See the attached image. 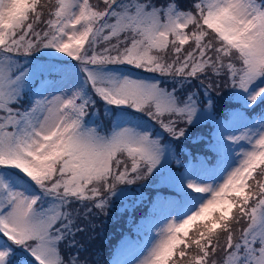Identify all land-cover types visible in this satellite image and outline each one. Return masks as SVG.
Here are the masks:
<instances>
[{"label":"snow or ice","instance_id":"obj_1","mask_svg":"<svg viewBox=\"0 0 264 264\" xmlns=\"http://www.w3.org/2000/svg\"><path fill=\"white\" fill-rule=\"evenodd\" d=\"M220 80L240 107L217 117ZM258 105L264 0H0V264H81L60 250L82 230L69 205L103 210L154 172L177 200L130 264H264V114H243ZM206 120L216 160L173 177V142Z\"/></svg>","mask_w":264,"mask_h":264},{"label":"trees","instance_id":"obj_2","mask_svg":"<svg viewBox=\"0 0 264 264\" xmlns=\"http://www.w3.org/2000/svg\"><path fill=\"white\" fill-rule=\"evenodd\" d=\"M164 2L165 0H153V3L156 4H162ZM176 2L180 8L187 10L191 8L193 0H176ZM198 83L199 82H194V84ZM205 83H207V81H205ZM217 84L218 86L212 88L211 96L214 105L213 110L217 117H221L234 111L239 104L228 95L230 89L224 86L222 80L217 81ZM204 99H207V97H204ZM248 112L250 115L256 114L259 116L264 112V105H258L255 109H249ZM215 126L216 125L213 121L206 120L203 124L191 129L192 136L190 138L173 142L175 155L172 159V163L174 165V173L177 171L178 174V168L181 167L182 169L189 159L197 160L202 155L209 157V154H211L210 158H216V155L209 152V150L212 149L211 138ZM164 134L166 141L170 139L167 137L166 133ZM141 182L142 181L133 184L132 187L131 185L129 186L131 194L129 193L123 196V198L115 199L116 202H114V208L111 210L112 214L104 212L102 215L93 217V219H96L95 223H97V227H94L90 231V236L88 238H75L74 247H68L67 241H63L60 249L62 255H64L65 258L70 254L75 255L80 262L84 261L86 264H94L96 263L94 262L95 253L102 248V250L105 251V264H107L113 255L117 244L116 242L119 240V235L124 234L125 232H130L132 235L137 230V225L140 226L142 224V217H144L146 212L148 213L149 211L147 210L148 205L150 204L148 201L153 198L152 196L158 192L165 195H173L175 193L171 184L165 181H163L159 188L155 189H151L148 185H145L144 188H142L140 184ZM139 189H145L149 193L145 199L142 198L143 201L141 200V195L143 194L140 193L144 192L138 191ZM139 205L141 206L142 211L137 207ZM119 209L122 211L120 216H117L118 218L115 217L116 215L112 216L115 214L113 212ZM126 214H129V216L123 220ZM217 258L222 259V255L220 256V253H218Z\"/></svg>","mask_w":264,"mask_h":264},{"label":"rangeland","instance_id":"obj_3","mask_svg":"<svg viewBox=\"0 0 264 264\" xmlns=\"http://www.w3.org/2000/svg\"><path fill=\"white\" fill-rule=\"evenodd\" d=\"M132 74L134 76H150L153 74H147V73H142L138 70H132ZM163 79V78H160ZM170 83L167 82L165 83V86H168V84ZM39 86L38 82H37V87ZM31 95L26 93L24 95L23 100L21 101L19 107L21 108H28L29 105L31 104ZM26 104V105H25ZM25 105V106H24ZM238 106V105H237ZM13 107H16V105H13ZM98 108H101V112H102V105L100 103L97 104ZM240 105L237 107L239 108ZM248 109L244 111V115L249 119H258L259 116L258 115H250L249 113H247ZM264 114V112L262 113ZM86 122H88L89 124H96V125H102L105 130L107 129L108 126V121L107 120H103L101 119H94V118H90V117H86ZM149 127L152 128V131L154 133H158L161 134L163 136H165V134L163 133L162 129H160L159 125H149ZM217 139V128L215 131H213V135L211 138V144L213 145L216 142ZM209 152H212L214 155H217V153L215 152V150L212 149L209 150ZM211 154H209V157H206L205 155L200 156V158L197 159L198 160H207L210 161ZM190 160V159H189ZM191 162L187 163L186 165H192L194 163H196L197 161L194 160H190ZM179 164V163H178ZM173 163L172 160L170 161L169 167H168V172L173 176V177H178L182 172L184 167L181 169V167L178 168V174L177 171L174 173L173 171ZM140 182V181H139ZM138 182V183H139ZM163 183V180L157 176V174L154 172L152 176H150L147 180L142 181L141 187L144 188L145 185H148L151 189H155V188H159V186ZM131 187L133 186V184H130ZM130 185H119L117 188V195L116 196H112L109 198V202L106 208H104L103 210L100 209H96V208H92V210L88 213H85V209L88 208L90 206V203H95L93 202H86L83 206H81L78 203H72L71 205H69L70 210L73 212L74 215V224H73V228H80L82 229L81 231L76 232L74 239L75 238H81V237H89L90 236V231L94 228L97 227L95 223L96 219H93V217L98 216V215H102L104 212H106L107 214H112V209L114 208V202H116L115 199H119V198H123V196L127 195V194H131L129 186ZM121 189H126L127 191L125 192V194L123 196L119 195V192ZM175 193L173 195H168V194H162L161 192L156 193L155 195H153L152 199L153 200H149L148 202H150V204L148 205L147 210L148 213L146 212L145 216L142 217V224L139 226L137 224V230L131 235L130 232L128 233H124V234H120L119 235V240L116 242V246H115V250L113 252V255L111 257V259L108 261L107 264H130V262L133 261H137L138 258H142V253L144 252L146 246L149 245L150 243V237L153 235V228L155 225H157L159 223V221L163 218V216L167 213L169 207H170V203L172 201L177 200V190L173 187ZM145 190V189H144ZM143 189H139L138 191L140 192H144V193H140L143 194L141 195V200L143 201V199H145V197L149 194L147 190L144 191ZM149 190V189H148ZM104 195L106 196L107 193H104ZM143 198V199H142ZM45 203H47V201H45ZM140 210H141V206H137ZM137 210V209H136ZM77 211L79 212V215H76ZM142 211V210H141ZM121 210H116L114 211L112 216L116 215L120 216L121 214ZM129 216V214H126L123 218V220L125 218H127ZM118 218V217H117ZM123 229V228H120ZM219 232V230H217ZM119 234V231H118ZM191 232H190V236H191ZM62 244V243H61ZM61 244H60V249H61ZM222 255L223 257V253H220V256ZM105 251L101 249H99L96 253H95V257H94V264H105ZM20 257V254H17V258ZM82 264H86L84 261L81 262Z\"/></svg>","mask_w":264,"mask_h":264}]
</instances>
